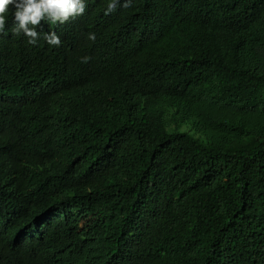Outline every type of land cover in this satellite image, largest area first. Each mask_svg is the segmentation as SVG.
<instances>
[{"label":"trees","instance_id":"16d2710c","mask_svg":"<svg viewBox=\"0 0 264 264\" xmlns=\"http://www.w3.org/2000/svg\"><path fill=\"white\" fill-rule=\"evenodd\" d=\"M85 2L0 33V264H264V0Z\"/></svg>","mask_w":264,"mask_h":264},{"label":"clouds","instance_id":"9594fccd","mask_svg":"<svg viewBox=\"0 0 264 264\" xmlns=\"http://www.w3.org/2000/svg\"><path fill=\"white\" fill-rule=\"evenodd\" d=\"M119 0H109L105 15L113 13ZM131 0H125L124 7H129ZM87 8L85 0H0V33H3L11 15L14 27L11 29L16 36L21 34L27 38L26 43L35 46L40 39L41 23L46 21L50 25L66 24L76 17L82 16ZM87 39L95 42V33H88ZM44 40L52 47H60V37L51 31L44 35ZM90 57L81 58L82 63H87ZM87 222L78 224L79 232L83 231Z\"/></svg>","mask_w":264,"mask_h":264}]
</instances>
